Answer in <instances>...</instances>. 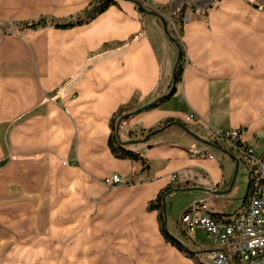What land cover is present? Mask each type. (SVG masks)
Wrapping results in <instances>:
<instances>
[{
	"label": "crops",
	"instance_id": "crops-1",
	"mask_svg": "<svg viewBox=\"0 0 264 264\" xmlns=\"http://www.w3.org/2000/svg\"><path fill=\"white\" fill-rule=\"evenodd\" d=\"M93 1L0 0V264L52 262L54 246L68 248L54 199L66 212L84 204L85 214L93 203L96 264H197L214 243L201 227L184 230L181 213L202 198L214 214L233 213L249 188V165L215 132L244 128L243 144L264 152V0H141L144 12L116 0L80 25L22 27L74 20ZM180 47L174 94L138 111L171 90ZM127 107L134 114L119 133L145 162L116 157L108 143ZM178 119L191 133L172 124L148 136ZM114 173L123 182L106 184ZM169 186L182 190L167 198L168 229L194 255L167 240L148 209Z\"/></svg>",
	"mask_w": 264,
	"mask_h": 264
},
{
	"label": "built area",
	"instance_id": "built-area-1",
	"mask_svg": "<svg viewBox=\"0 0 264 264\" xmlns=\"http://www.w3.org/2000/svg\"><path fill=\"white\" fill-rule=\"evenodd\" d=\"M190 20L188 14L183 21ZM187 119H197L190 113ZM244 128L218 130L214 137L219 142L229 143L235 152L250 167V185L241 206L230 214H214L207 198L192 202L180 215L181 227L194 232L201 227L214 248L204 250L198 255L197 264H264V152L245 146L242 142ZM261 133H256L260 138ZM195 155L213 157L202 149L192 150ZM123 182L119 174L105 178L106 184Z\"/></svg>",
	"mask_w": 264,
	"mask_h": 264
},
{
	"label": "trees",
	"instance_id": "trees-1",
	"mask_svg": "<svg viewBox=\"0 0 264 264\" xmlns=\"http://www.w3.org/2000/svg\"><path fill=\"white\" fill-rule=\"evenodd\" d=\"M137 2L140 3L139 10L140 12H144L147 10L146 6L141 0H137ZM116 0H94L88 8H86L81 14H79L74 20H69L64 23H59L54 20H49L47 18H40L39 20L30 22V23H24L22 24L23 28H30L35 29L38 27H45L47 25H53L56 28H69L76 25L83 24L85 22L90 21L94 17H96L98 14L104 12L109 6L116 4ZM178 11H181L182 13L185 11V5H183ZM168 33L171 34V30L169 28H166ZM173 42L177 43V40L172 39ZM179 56L175 65L172 82L178 83L182 79L183 71H184V64H183V50L179 49ZM175 92V88H172L169 93L162 99L158 101V103L155 105L157 106L159 103L169 99ZM154 106V107H155ZM134 114V110H130V108H121L118 112V114L112 118L111 120V127L112 132L109 136L108 143L110 146V149L112 153L116 157L120 158H130L135 160H142L145 162V158L139 153L132 149H128L126 146L129 143L126 140H123L120 136L119 129L123 121L129 119ZM172 124H178L182 126L184 129L189 131V128L186 126L184 122L181 120H169L167 121L163 126H160L156 129H152L148 132V136L152 133L161 130L163 127L172 125ZM251 181L249 180V185ZM182 190L180 188H172L171 186L166 187L164 190H162L158 196L150 201L148 209L149 210H158L159 211V219L161 222V230L164 234L165 238L169 241H171L173 244L178 246L181 250H185L187 253L194 255L197 252L192 250L191 248L187 247L183 242H181L179 239H177L168 229V217H167V198L168 196L173 193L174 191Z\"/></svg>",
	"mask_w": 264,
	"mask_h": 264
},
{
	"label": "rangeland",
	"instance_id": "rangeland-1",
	"mask_svg": "<svg viewBox=\"0 0 264 264\" xmlns=\"http://www.w3.org/2000/svg\"><path fill=\"white\" fill-rule=\"evenodd\" d=\"M137 138V137H135ZM140 138V137H138ZM57 200L54 199V214L52 219L54 223H68L70 230L68 231L70 243L68 248L59 246L53 247V260L52 262H39L36 264H96V245L93 244L92 239H89V235L92 234L93 223L96 222V214L92 213L93 203L87 202L89 207L85 206V210L89 212L87 214L82 213V206L84 204H78L74 201L72 205L66 210L61 211L56 207ZM180 199L174 202L175 214L178 215L180 207L182 205ZM171 206V205H170ZM232 209V208H230ZM231 211V210H226ZM77 225V227H75ZM81 226V227H79ZM84 229V231L76 230L75 228ZM60 231H54V235L60 237ZM77 237V239H75ZM84 239L86 242L82 244L77 243L78 240ZM56 242V241H55ZM74 242V243H73ZM67 250V252L65 251Z\"/></svg>",
	"mask_w": 264,
	"mask_h": 264
},
{
	"label": "water",
	"instance_id": "water-1",
	"mask_svg": "<svg viewBox=\"0 0 264 264\" xmlns=\"http://www.w3.org/2000/svg\"><path fill=\"white\" fill-rule=\"evenodd\" d=\"M138 5H140L139 2H138ZM175 84H176V82L173 83L172 88H175ZM172 88H171V89H172ZM164 97H165V96H164ZM164 97H163V98H164ZM160 99H162V98H159V99H155V100H153L152 102H150V103L144 105L143 107H141L138 111H141V110H147V109H150V108L154 107V106L158 103V101H159ZM128 142H129V141H128ZM129 143H130V142H129Z\"/></svg>",
	"mask_w": 264,
	"mask_h": 264
}]
</instances>
